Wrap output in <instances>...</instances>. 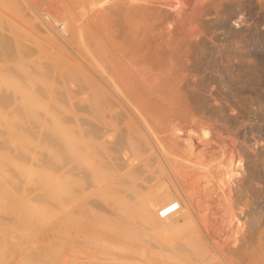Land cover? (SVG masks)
Returning <instances> with one entry per match:
<instances>
[{
    "label": "bare ground",
    "instance_id": "bare-ground-1",
    "mask_svg": "<svg viewBox=\"0 0 264 264\" xmlns=\"http://www.w3.org/2000/svg\"><path fill=\"white\" fill-rule=\"evenodd\" d=\"M33 1L0 0V264H264L236 196L264 0Z\"/></svg>",
    "mask_w": 264,
    "mask_h": 264
},
{
    "label": "rangeland",
    "instance_id": "rangeland-1",
    "mask_svg": "<svg viewBox=\"0 0 264 264\" xmlns=\"http://www.w3.org/2000/svg\"><path fill=\"white\" fill-rule=\"evenodd\" d=\"M36 1L37 0H34L33 2H36ZM24 3L26 4V0H25ZM259 20H261V17L259 18ZM253 24H254L255 30L257 31L258 36L259 37L261 36V38L264 41V38H263L264 37V35H263V33H264V20L260 21L259 23L258 22H254ZM258 68H259V71H261L262 69L263 70H262V73L259 74V76L257 77V79L254 82V87H253V92H252L253 93V97H254V103H253L254 115H253L252 120L244 121L243 124L245 126L243 124H241V126L239 128V134H238L239 136L237 137V141H236L237 146H240L241 148H244L245 146L254 148L253 151H254V155L255 156H253V164L256 166V168H258V170L261 172V174H263V177H260L258 179L260 181L255 180L253 182L254 185L256 184L255 186L257 187V193H254V191L250 188V183L249 182H245L243 184V186H242V184L240 186L241 187V190H240L241 192L238 191L237 194H236L237 198H239V199L240 198L249 199L250 202H248V203L245 202L243 206L240 204L241 210L244 209L243 213H242V217H245V215H246V217L249 220H251L252 222H255V223L264 222V219H263V217H264V64L263 63L259 64ZM247 90H245V95L247 93L249 94V92ZM195 136H198V135H195ZM195 136H194V138H195ZM222 137H226V136H220V138L219 137L215 138L217 140V141L215 139L213 140V142L215 141L214 142L215 144L212 142L214 145H209L208 148H207V151H206L207 153H205L200 158L202 161H204V163H207L206 164L207 166H208V164L210 165L211 168H208V171H209V169H213L214 171H216V173H215L216 174V178H217L216 180H218L219 177H220L219 173L217 172V169H218V166H219L218 163L221 162L220 161V157H221V160H222V155H220V153L218 151H220V149H221V152L224 150L226 153H228V151H229V147L225 146V144H224V141L226 139L222 140ZM180 138H181V140L189 139L187 137V131L186 132L185 131L181 132ZM194 142H195V139H194ZM199 142H200V139L199 140L197 139V143H199ZM243 143H244V145H243ZM220 145L221 146L223 145L224 148H223V146L221 147ZM211 152H214V153L212 154ZM245 158L246 157L243 158V161H242L241 165H242V168L245 171H247L246 164H247V160L248 159L247 158L245 159ZM246 173H248V172H246ZM209 182L207 181V183H208L207 184L206 183V179L203 180V184L205 185V187H207V188L209 187V189H210L211 186L213 185V183L209 184ZM226 192H227V190H226ZM219 193H220V191L216 190L215 192L212 193V195L210 197V200H213L218 206L212 207L209 204L205 203L203 205V207H202L203 209L201 208L200 210H201L202 214L205 213V214L209 215V216H207L208 217L207 220H209L211 222H214V223L216 221V223H220V224L224 225V223H227V221L228 222L230 221V220H227V219H231V213H230V208L227 207V205H225L224 203H221V204L219 203V200H221V197L219 196ZM238 193H240V194H238ZM214 196L215 197L217 196V197L215 198ZM253 201H256V203L254 204ZM247 206H249V207H247ZM204 208H206V210ZM209 210L214 212V215H211L210 214L211 212ZM217 216H218V218H217ZM255 223H252V224H255ZM248 228H249V226H248ZM223 235H224V237H223ZM225 237H226L225 236V231H222L221 234L216 237L217 238L216 241L220 240V242H221L222 240H224ZM103 239H101V240H103ZM77 240H78V242L79 241L82 242V243L79 242V246H82V247H84L85 245L90 243V241H88L83 235H78ZM156 240H157L156 236H151L150 235V237H148V244H146L143 248H148L149 249V248H152V246H154L156 248L158 246V243H157ZM108 241L110 242V240H108ZM18 259H19V257H18ZM84 261L85 260H82V262H79L77 264H90V263H88L86 261L84 262Z\"/></svg>",
    "mask_w": 264,
    "mask_h": 264
},
{
    "label": "built area",
    "instance_id": "built-area-1",
    "mask_svg": "<svg viewBox=\"0 0 264 264\" xmlns=\"http://www.w3.org/2000/svg\"><path fill=\"white\" fill-rule=\"evenodd\" d=\"M175 209H173L172 211H169L168 213L166 212V211H162L161 213H160V216L161 217H166L167 215H169L171 212H173Z\"/></svg>",
    "mask_w": 264,
    "mask_h": 264
}]
</instances>
